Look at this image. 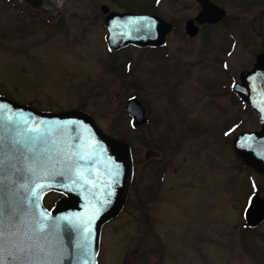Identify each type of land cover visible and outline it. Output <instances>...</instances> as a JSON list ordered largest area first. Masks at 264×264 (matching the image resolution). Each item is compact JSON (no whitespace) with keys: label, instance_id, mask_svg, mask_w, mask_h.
I'll return each instance as SVG.
<instances>
[{"label":"rangeland","instance_id":"374dc122","mask_svg":"<svg viewBox=\"0 0 264 264\" xmlns=\"http://www.w3.org/2000/svg\"><path fill=\"white\" fill-rule=\"evenodd\" d=\"M12 1L15 5L0 0V97L43 111L82 105L97 115L107 133L122 132L119 138L131 142L140 159L126 209L102 228L98 264H263L261 237L239 235V211L248 190L246 170L238 167L231 151L228 172L213 161L222 157L216 130L224 121L242 119L232 140L240 129H257L258 119L251 110L241 109L230 92L224 95V114L209 98L223 101L222 90L215 94L222 76L214 57L230 43L227 31L240 40L228 58L230 80L261 50L264 29L252 18L261 5L241 13L239 2L244 0H214L232 17L229 29L219 27L225 26L221 22L189 37L184 23L197 12L194 0H43L35 9L23 0ZM99 3L117 11L156 13L175 23L169 45L161 49L171 58L130 48L105 53ZM61 6V25L51 24ZM243 34L249 35L248 44ZM129 56L135 60L130 74L123 76L117 60L124 62ZM131 93L152 106L151 143H159V135L167 141L170 171L154 195L157 167L141 166L147 129H130L124 113L125 98ZM185 126L182 133L187 130L188 137L182 150L173 153L170 144ZM202 126L214 133L196 138ZM52 196H45L46 206Z\"/></svg>","mask_w":264,"mask_h":264},{"label":"water","instance_id":"95a60500","mask_svg":"<svg viewBox=\"0 0 264 264\" xmlns=\"http://www.w3.org/2000/svg\"><path fill=\"white\" fill-rule=\"evenodd\" d=\"M23 1L36 8L43 0ZM197 1V23L224 17V8ZM104 24L111 48L160 45L171 28L158 15L134 12L112 11ZM185 30L194 36L198 26L188 19ZM255 59L232 88L259 115L260 129L237 134L233 148L264 174V52ZM126 110L134 125L144 121L135 97ZM132 172L128 143L104 133L87 112L38 111L0 97V264H96L102 225L121 211ZM52 190L65 197L48 210L42 198ZM253 204L246 211L249 224L257 222Z\"/></svg>","mask_w":264,"mask_h":264},{"label":"flooded vegetation","instance_id":"af4514ba","mask_svg":"<svg viewBox=\"0 0 264 264\" xmlns=\"http://www.w3.org/2000/svg\"><path fill=\"white\" fill-rule=\"evenodd\" d=\"M113 1H116V0H113ZM210 1L221 6L220 3H217L214 0H210ZM194 2L196 4V6H197V12H196V14H197L198 11L200 10L201 6L195 0H194ZM258 5H261V8H260V10H257L256 14L254 16H252V18L257 21L259 26H261V29H264V0H244L242 2H239V9L242 10L241 13H243V11L245 9L246 10L253 9L254 7H256ZM97 6H98L101 14L103 15V17L101 19V22H102V25H103V21H104L105 16L107 15V13L109 11H112V10H115V9H111V7H109V5H107L106 3H99V5H97ZM103 8H107L109 11L108 12H103ZM223 8H225V7H223ZM59 12H60V14H58V17L56 18L57 19V23H55V24H58V23H60L63 20V18H62L63 6L59 10ZM196 14L192 18H195ZM34 16L36 18L39 17L40 20H45V21L48 20V19H42L40 16H36V15H34ZM231 18L228 16V14L226 12L225 17L223 19H221L219 22L215 23V24L208 23V22H204V23L198 24L196 21H194V23L197 24V26H198V31H197V33L194 36H189L188 34L187 35L189 37H195L205 27H216L221 22L223 23V25L225 24V26H219V27H223V28H226L228 30L229 27H230L229 26L230 23L228 22V20H230ZM241 19H242V17H241ZM172 24H173V27H172L171 31L169 32V34L167 35L164 44L161 45V46H143V47H139V46H134V45L129 44V45H127V46H125V47H123L121 49L111 50V49H109L107 47L106 42L104 41V49L106 51L105 53L114 54L115 55V54L119 53L120 51H125L126 49L130 48V49H133V50H136V51H141V50L145 51V50H147V51L152 52V53H160L159 57L167 58V57H169V51L168 50H164V49L161 50V49L162 48H166L169 45V41H170L169 35L174 29L177 28V25H175V23L172 22ZM60 25H61V23L58 26H60ZM223 28H222V30H224ZM226 33H227V36H228L227 38L230 40V43L228 44V46L222 47V49H223L222 50V54L219 55V51H218L216 58L214 57V59L216 60L217 64L220 67V75L222 76L221 84L216 89L215 94L218 91L222 90V96H223L222 103L220 104L219 101H215L213 99V96L209 95L210 103L212 105H214V107L216 106L218 108H221L222 109V114H224L223 110H225L227 112V106L224 103V95L228 94L230 92L229 90H230V81H231L230 80L231 70H229V60H228V58H229L231 52L235 49L236 41L238 40L239 43H240L239 38H237V40H236L232 33H230L229 31H227ZM102 38H103V33H102ZM242 38H243L242 39L243 42H246V44H248V42L250 41L249 35L243 34ZM103 40H104V38H103ZM246 44L244 43L243 47H245ZM260 52H264V43L261 46V50H259L258 52H256L254 54L252 62L248 66L243 67V69H241L239 72H241L242 70H247V69L251 68L253 63H254L256 55L258 53H260ZM169 58H171V56ZM117 59L118 58H116V60ZM133 59L135 60V58H131L129 56V57H127L124 60V62H119L117 60V63L118 64L120 63L123 66L122 67L123 71H124L123 76H128L130 74L131 69H132V63L134 61ZM187 66H192V65H187ZM239 72H238V74H239ZM238 74H237V77H238ZM130 96H135V95H133V93H131L130 95L126 96L125 100L128 97H130ZM137 97L140 99V101L142 102V104H143V106L145 108V121L141 125V127H143L144 129H147L145 131V135H146L145 139L147 140L145 142L146 148H145V152H144V157L141 160V164H142L141 166L144 165V166H155V167H157V170H156L157 174H156V180L154 181V188H153V190H151V194L154 195V194H156L158 192L159 188L165 184V181L167 180V177H168V173L170 171V167H169L170 166L169 165L170 160H167L165 158V151H166V143H167V141H166L165 137H162V136L159 135V136L156 137V139L159 141V143H156V141L151 143V141L149 140V138L151 137V134H149V133L152 132V131L154 132V130L151 129L153 126L152 125L150 126V123H151V120H152V115H151L152 106L150 105V103L146 99L141 98L139 96V94H138ZM207 97H205V100H206ZM234 99L237 102H239V104L241 105V101H239L237 98H234ZM81 107H83V106L81 105ZM83 109L88 111L92 115V117L94 118L96 123L99 124V122L97 121V115L93 114L92 112L87 110L85 107H83ZM217 111H218V109H217ZM183 118L188 119L189 115L187 113H184L183 114ZM217 126L218 125H216V127ZM186 127L187 126H185L184 128L181 129V131L179 132L180 135L178 136L176 141L174 143L170 144L173 147V149L175 150L173 153H176V152L182 150V144L187 139V137H188L187 134H189V132H187V130H186L185 133H182L186 129ZM230 127H231V123H225V121H224L221 124L220 129L216 130L217 131V136L221 139L220 140L221 149H222L223 152L221 154V156H222L221 160H218V159L213 160L215 162L218 161V163H221L222 168L223 169L225 168L227 172L229 170V153L231 151V140H230L231 132H230ZM194 129L195 128H193L192 130L189 129L190 133L192 131L195 132ZM218 132H219V134H218ZM213 133H214V131L211 128L206 127V126H202V128L200 130V134H198V132H197L195 137L198 138V136H201V135L204 137L205 135L208 136V134H213ZM234 156H235V159L237 161L238 167L240 169H242L243 171L246 170V180H247V185H248V190L245 193V196L243 198V202L241 204L240 211H239V215H240L239 223H240V228H241L239 235L240 236H245V237L247 235H252L254 237L255 236H259V237H261L259 239V241L263 243V247H264V175L256 172L254 169H252L251 167L247 166L235 154H234ZM134 158L139 160V158H136L135 153H134L133 159ZM205 160L207 162H208V160H210L209 159V155H208L207 158L205 157ZM180 164H181V162H180ZM138 166H139V162L137 163L136 167L134 168V173H135V170L137 172ZM178 166H180V165L176 163V167H174L175 172H177ZM136 179L137 178H136V175H135V180ZM134 184H135V181H134ZM133 185H132V187L130 189L129 195L131 193ZM254 195H255V216L258 217L260 212L262 211L261 214L263 215V217L258 222H256V224L249 225L247 223V219H246V215H245V209H246V207L248 205V202L250 201L251 197L254 196Z\"/></svg>","mask_w":264,"mask_h":264},{"label":"snow or ice","instance_id":"6c2138e0","mask_svg":"<svg viewBox=\"0 0 264 264\" xmlns=\"http://www.w3.org/2000/svg\"><path fill=\"white\" fill-rule=\"evenodd\" d=\"M39 187H43V185H39ZM33 195H35V193H33ZM3 239V233L2 232H0V240H2Z\"/></svg>","mask_w":264,"mask_h":264},{"label":"trees","instance_id":"16d2710c","mask_svg":"<svg viewBox=\"0 0 264 264\" xmlns=\"http://www.w3.org/2000/svg\"><path fill=\"white\" fill-rule=\"evenodd\" d=\"M7 2H10L11 3V0H7Z\"/></svg>","mask_w":264,"mask_h":264}]
</instances>
